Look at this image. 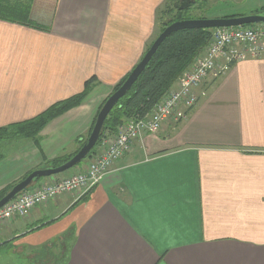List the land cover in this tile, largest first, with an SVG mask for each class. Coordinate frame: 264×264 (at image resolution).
<instances>
[{
	"label": "crops",
	"instance_id": "obj_1",
	"mask_svg": "<svg viewBox=\"0 0 264 264\" xmlns=\"http://www.w3.org/2000/svg\"><path fill=\"white\" fill-rule=\"evenodd\" d=\"M166 2L58 0L49 31L0 19V127L96 82L40 131L39 147L12 140L0 190L80 148L100 104L160 33ZM203 84L183 120L136 139L91 191L0 223V264H264V56Z\"/></svg>",
	"mask_w": 264,
	"mask_h": 264
},
{
	"label": "built area",
	"instance_id": "obj_2",
	"mask_svg": "<svg viewBox=\"0 0 264 264\" xmlns=\"http://www.w3.org/2000/svg\"><path fill=\"white\" fill-rule=\"evenodd\" d=\"M201 54L146 116L126 119L113 134L102 131L83 171L22 191L0 207V223L25 217L35 206L61 194L78 192L81 196L91 191L105 174L114 170L115 163L131 150L136 139L156 134L166 122L183 120L204 95L200 86L206 80L224 74L239 61L263 57L264 22L214 28L211 41Z\"/></svg>",
	"mask_w": 264,
	"mask_h": 264
},
{
	"label": "trees",
	"instance_id": "obj_3",
	"mask_svg": "<svg viewBox=\"0 0 264 264\" xmlns=\"http://www.w3.org/2000/svg\"><path fill=\"white\" fill-rule=\"evenodd\" d=\"M57 1L0 0V19L29 26L37 30L49 31L52 27ZM191 6L193 7V5ZM175 8V14L172 17L166 13V10L163 12L161 9V31L165 27L163 21L166 18L168 19V24L182 19L193 18L187 14L189 8L185 10H178L176 6ZM262 10H264V6L254 12ZM211 35L212 29L193 28L179 30L167 36L138 76L137 80L107 115L102 134L106 131L110 134L115 133L118 126L128 118H141L146 116L171 86H173L177 78L192 64L195 57L204 51L210 41ZM128 74L119 80L112 89V92L120 87ZM94 81V78H89L79 93L53 103L33 118L0 127V142L3 140L31 139L39 147L40 131L54 118L79 106L96 85ZM87 136L79 140V146L84 143ZM95 149L96 147L92 149L88 157ZM73 154L52 159L47 164L49 166L60 165L73 156ZM3 157L4 154H0V159ZM11 187L12 185H9L0 190V198Z\"/></svg>",
	"mask_w": 264,
	"mask_h": 264
},
{
	"label": "water",
	"instance_id": "obj_4",
	"mask_svg": "<svg viewBox=\"0 0 264 264\" xmlns=\"http://www.w3.org/2000/svg\"><path fill=\"white\" fill-rule=\"evenodd\" d=\"M195 2L196 0H178L175 3V6L178 8V10H185ZM167 20L168 19L166 18L163 21L165 25L164 29L160 31L157 37L146 49L139 62L132 68L124 82L117 90L111 92L107 96L99 111L97 112L89 135L85 139L84 143L80 146V148L75 152V154H73V156H71L67 161L61 163L60 165L46 166L31 171L24 178L13 184L12 187L2 196V198H0V207L6 202L15 198L22 191L33 186L39 179L63 173L68 169L77 166L88 157L92 149L97 144V141L103 131L105 119L111 109L116 105L118 100L127 93L133 83L137 80L138 76L144 70L145 66L154 55L160 44L171 33L184 29H214L217 27H236L264 22V10L242 16H229L210 19L188 18L174 21L169 24Z\"/></svg>",
	"mask_w": 264,
	"mask_h": 264
},
{
	"label": "rangeland",
	"instance_id": "obj_5",
	"mask_svg": "<svg viewBox=\"0 0 264 264\" xmlns=\"http://www.w3.org/2000/svg\"><path fill=\"white\" fill-rule=\"evenodd\" d=\"M176 1H178V0H167V2L162 7V11L164 12L166 10V13L170 14L171 17L174 16L175 10H176L174 3ZM192 5H193V7L191 6L188 9L187 14L191 15L193 18H208V19H210V18H220L223 16L249 15L251 13H254L255 10L263 7L264 6V0H198L197 4H195V5L192 4ZM160 21L162 22L161 18H160ZM161 22H160V30L159 31H161V28H162ZM213 31H214V29H212V33H213ZM211 37H212V35H211ZM210 41H211V38H210ZM210 41H209V43H210ZM201 55L202 54L200 53L198 56L200 57ZM195 59H196V57H195ZM194 60H193L192 64H190V66H188V68L186 70L192 68V66L194 65ZM224 74H222V75H224ZM222 75H219L218 77H214V78L211 77L209 79H211V80L218 79ZM175 86H176V84L174 82V84H173V86H171V88L175 87ZM204 86H205V84H202L200 87L203 88ZM101 104H100V106H101ZM13 144H14V141H11V140L1 141L0 142V154L6 153V150L8 148H10L11 146H13ZM74 168L75 167H72L70 170H74ZM68 239H69L68 237H64L62 239L63 240L62 242L64 244V248L67 245L66 243H67Z\"/></svg>",
	"mask_w": 264,
	"mask_h": 264
},
{
	"label": "flooded vegetation",
	"instance_id": "obj_6",
	"mask_svg": "<svg viewBox=\"0 0 264 264\" xmlns=\"http://www.w3.org/2000/svg\"><path fill=\"white\" fill-rule=\"evenodd\" d=\"M197 2H198V0H196V2L194 3V5L197 4Z\"/></svg>",
	"mask_w": 264,
	"mask_h": 264
},
{
	"label": "bare ground",
	"instance_id": "obj_7",
	"mask_svg": "<svg viewBox=\"0 0 264 264\" xmlns=\"http://www.w3.org/2000/svg\"><path fill=\"white\" fill-rule=\"evenodd\" d=\"M211 31V30H210Z\"/></svg>",
	"mask_w": 264,
	"mask_h": 264
}]
</instances>
